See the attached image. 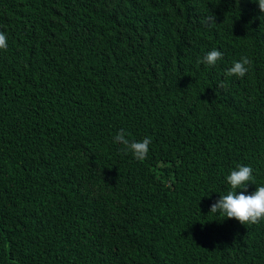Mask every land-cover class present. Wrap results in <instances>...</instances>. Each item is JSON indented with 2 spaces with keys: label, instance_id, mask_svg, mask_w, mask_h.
I'll list each match as a JSON object with an SVG mask.
<instances>
[{
  "label": "trees",
  "instance_id": "trees-1",
  "mask_svg": "<svg viewBox=\"0 0 264 264\" xmlns=\"http://www.w3.org/2000/svg\"><path fill=\"white\" fill-rule=\"evenodd\" d=\"M260 15L249 0H0V264H264V220L209 212L237 164L248 193L264 184ZM241 57L245 76L227 75ZM121 129L151 138L144 160L113 144Z\"/></svg>",
  "mask_w": 264,
  "mask_h": 264
},
{
  "label": "clouds",
  "instance_id": "clouds-1",
  "mask_svg": "<svg viewBox=\"0 0 264 264\" xmlns=\"http://www.w3.org/2000/svg\"><path fill=\"white\" fill-rule=\"evenodd\" d=\"M255 3L260 17L264 15V0H249ZM214 22L215 17L209 18ZM8 47V38L4 32H0V50ZM222 58V52L216 48L206 52L201 58V63L206 66H214L218 60ZM250 61L247 57H241L234 61L227 69V75L244 77L248 72ZM113 144L122 146L121 150L125 153H130L132 157L138 161L146 158L149 145L151 144L150 137H144L142 140H130L127 138L123 129L119 130L113 137ZM254 169L246 164H237L225 176V182L229 186V190L219 195L209 207V212L214 215L222 216L223 219H234L240 224H255L260 220H264V184L255 187L251 193L247 192V185L254 181Z\"/></svg>",
  "mask_w": 264,
  "mask_h": 264
}]
</instances>
